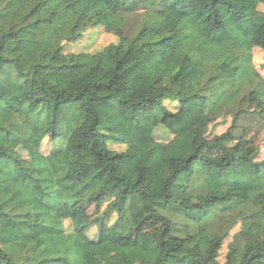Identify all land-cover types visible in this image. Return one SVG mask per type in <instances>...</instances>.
Instances as JSON below:
<instances>
[{
	"label": "trees",
	"instance_id": "obj_1",
	"mask_svg": "<svg viewBox=\"0 0 264 264\" xmlns=\"http://www.w3.org/2000/svg\"><path fill=\"white\" fill-rule=\"evenodd\" d=\"M237 1L198 16L180 0H0V227L16 233L0 264H84L146 221L160 228L139 264H264V12ZM89 26L116 40L66 52ZM163 66L186 75L176 88ZM148 69L144 87L125 80ZM46 137L49 153L17 149Z\"/></svg>",
	"mask_w": 264,
	"mask_h": 264
},
{
	"label": "rangeland",
	"instance_id": "obj_2",
	"mask_svg": "<svg viewBox=\"0 0 264 264\" xmlns=\"http://www.w3.org/2000/svg\"><path fill=\"white\" fill-rule=\"evenodd\" d=\"M181 5L190 11L192 14L198 16H204L210 11L209 0H180ZM237 5L243 8L255 7L264 12V3L258 2V0H238ZM132 23L136 26L141 12H135L133 14ZM132 28V27H130ZM258 36L264 38V29H260ZM116 40V36L113 33L107 32L100 26H89L86 28L82 38L76 41H64V49L66 52H97L102 50L109 43ZM254 61L260 73L264 76V50L259 47H254ZM170 68V67H169ZM143 72V73H142ZM140 72L135 70L128 74L125 80L129 83L137 84L141 87L147 85L150 77L155 73L154 69H148ZM159 75H162L166 81L172 84L173 88H176L180 82L186 77L185 74H180L177 71L172 72L168 67L163 66ZM166 104L174 109L176 107L175 102L170 100L166 101ZM229 124H218L214 129L211 126L213 133L223 132ZM258 128V127H256ZM156 137L160 140L167 141L173 139L174 136L168 132L164 124H159L155 129ZM189 136L186 141L188 142ZM259 142L261 143L260 157H264V129L260 131ZM53 141L46 137L43 144L33 142L29 144H22L17 147L18 151L27 159H33L37 157L40 152L49 153L52 149ZM112 148L119 151L126 149L124 144L112 143ZM175 193H181L182 188L180 186H173ZM94 211L93 206L85 207L81 210V213L76 218L66 217L65 224L68 231H72L77 223L82 219L88 218ZM160 225L153 224L149 221L143 223L139 228L128 238L121 241L119 244H106L99 249H94L88 252L86 261L84 264H139L138 251L149 247L154 242V235L159 230ZM241 229V225L237 224L231 230L225 239L224 245L220 251V260L225 261L226 254L229 250V244L234 239V235ZM96 233V227L93 225L90 228V235L94 236ZM16 233L11 228L10 224H5L0 227V245L8 244L14 241Z\"/></svg>",
	"mask_w": 264,
	"mask_h": 264
}]
</instances>
